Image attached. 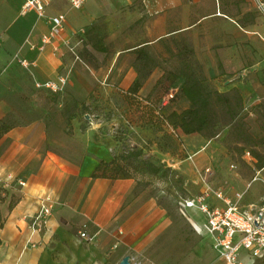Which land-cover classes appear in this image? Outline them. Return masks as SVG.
<instances>
[{
  "label": "crops",
  "instance_id": "0c3cea01",
  "mask_svg": "<svg viewBox=\"0 0 264 264\" xmlns=\"http://www.w3.org/2000/svg\"><path fill=\"white\" fill-rule=\"evenodd\" d=\"M25 1L0 0V67L12 72L15 63H29L28 67L22 64L29 70L18 67L15 75L9 73L14 78L12 85L0 82V118L15 113L27 121L0 140V177L5 182L0 196V264H109L113 256L164 234L173 211L170 204L176 200L174 193L163 188L167 182L164 177L149 173L94 177L101 161L115 158L113 148L97 136L102 117L94 127L69 134L62 117L57 120L39 111L33 75L37 79L55 69L58 61L50 52L69 45L77 29L105 17L114 31L111 40H115L123 17H134L142 18L145 41L139 47L182 37L208 77H227V89L238 87L255 102L264 98V15L260 2L88 0L75 9L68 0H51L46 16L39 18L35 11L22 13ZM64 2L72 10L66 11ZM135 4L141 9L138 6L131 11ZM60 13L66 15L65 31L54 44H44L43 37L50 32L48 18ZM61 75L46 81H56ZM178 166L192 196L201 187V192L205 189L206 180L198 174L197 163ZM20 180L26 185L21 186ZM44 193H51L58 205L41 245L29 248L28 218L38 210ZM225 195L236 200V194ZM210 204L226 206L215 196ZM84 225L94 236L91 241L80 236Z\"/></svg>",
  "mask_w": 264,
  "mask_h": 264
},
{
  "label": "rangeland",
  "instance_id": "374dc122",
  "mask_svg": "<svg viewBox=\"0 0 264 264\" xmlns=\"http://www.w3.org/2000/svg\"><path fill=\"white\" fill-rule=\"evenodd\" d=\"M259 2L264 15V0ZM139 4L133 5L131 11ZM70 7L63 3L66 11L72 10ZM123 19L115 31L117 37L113 36L115 40H111L114 31L110 21L104 17L77 29L69 45L58 46L50 52L58 63L54 70H47L40 78L35 79L33 75L35 87L38 82L59 74H64L67 82L59 92L37 88L39 111L57 120L62 117L69 134L75 129L94 127L102 117L97 136L124 161L120 163L123 165L121 176L147 173L157 166L161 173L156 177L164 176L167 180L163 185L166 191L172 192L177 185L185 196H192L178 165L197 163L198 174L214 191L222 189L229 196L244 193L242 208L259 211L264 207V98L251 102L242 89H227V77H208L193 56L189 42L182 37L139 47L145 41L141 34L142 18ZM0 57L2 64L1 52ZM187 63L203 71L208 83L225 93L223 99H230L232 106L230 113L226 112L225 105L218 103L207 113L208 126L191 135H185L180 129L166 128L149 108L159 104L161 97L171 90L176 96L165 112L194 108L181 93L185 78L174 79L171 74L181 71ZM20 65L15 63L12 72L0 67V82L6 80L12 85L14 78L9 73L15 75L18 67L29 70ZM137 78L141 87L134 93ZM78 118L79 121H74ZM4 119L12 128L27 122L15 113ZM165 133L172 136L176 146L169 145ZM246 152H250V156ZM209 168L213 174L206 172ZM170 209L173 211L164 234L113 256L109 264H121L126 256H130L132 264H224L213 249L212 240L203 233L206 217L197 210L182 209L175 199ZM255 264H264V257Z\"/></svg>",
  "mask_w": 264,
  "mask_h": 264
},
{
  "label": "built area",
  "instance_id": "2783aa9c",
  "mask_svg": "<svg viewBox=\"0 0 264 264\" xmlns=\"http://www.w3.org/2000/svg\"><path fill=\"white\" fill-rule=\"evenodd\" d=\"M51 0H26L22 7V13L35 11L39 18L46 16V7ZM88 0H68L69 4L80 9ZM49 34L44 35L43 43L47 44L62 35L65 31L66 15L63 13L50 16ZM22 64L26 67L29 63L25 60ZM67 82V77L61 75L56 81H46L37 83L38 88H45L52 92L63 90ZM175 91L171 90L162 99V105L166 106L174 97ZM250 156V152H246ZM212 174L211 169H206ZM5 183L0 177V187ZM21 186L26 182L19 181ZM179 205L182 209H195L206 217L203 225V233L212 237V247L218 256L224 260L225 264H255L264 257V207L259 211L253 209L246 211L241 206L244 193H236V200L228 199L223 190L214 191L209 183L205 184V189L194 196H183L178 191ZM215 196L223 201L225 207H214L210 204V199ZM58 205L57 199L51 193H44L39 199L38 210L28 218L29 236L27 247L38 248L42 243V238L48 230L50 219ZM80 236L91 241L94 236L87 232L86 225L80 231ZM39 238V239H38ZM120 243L115 245V248ZM131 261V260H130ZM132 264V262H131Z\"/></svg>",
  "mask_w": 264,
  "mask_h": 264
},
{
  "label": "trees",
  "instance_id": "16d2710c",
  "mask_svg": "<svg viewBox=\"0 0 264 264\" xmlns=\"http://www.w3.org/2000/svg\"><path fill=\"white\" fill-rule=\"evenodd\" d=\"M137 60H141V54L138 56ZM184 68V69H183ZM201 68V66H200ZM174 74V79L178 77H184L185 82L181 87V93L188 98L194 108L186 109L182 112L171 111L165 112V109L172 103L176 96V92L174 97L171 99L170 103L166 106L162 105V99L167 94H164L160 103L155 106L149 107L150 111H152V115L161 120V123L165 125L166 128H171V130L180 129L185 135H191L194 133H200L203 131L209 124V115L207 114L213 107H215L218 103H222L226 106V112H232L230 109L232 108L230 99H223L225 93H221L215 89L208 83L207 78L205 77L203 71L197 70L196 67H193L190 63H187L186 66L182 67V70ZM134 93L138 92L141 84L139 79H135L134 81ZM170 92V91H169ZM148 104H151L148 102ZM236 116V115H235ZM12 126L4 119L0 118V140L4 134H6ZM169 145L174 147L176 144L174 143V139L169 133H165ZM141 154V153H140ZM124 161L120 160L117 156H115L114 160L111 162L101 161L95 172L93 173L94 177H129L132 175H120V171ZM160 168L157 166H153L150 169V172H147L151 175L160 174ZM160 172V173H159ZM144 173V172H143ZM136 175V174H134ZM164 177V176H160ZM177 186V185H175ZM175 187L172 188V192L179 204V196L175 193ZM3 187H0V196ZM185 196L183 192L176 188V191Z\"/></svg>",
  "mask_w": 264,
  "mask_h": 264
},
{
  "label": "water",
  "instance_id": "95a60500",
  "mask_svg": "<svg viewBox=\"0 0 264 264\" xmlns=\"http://www.w3.org/2000/svg\"><path fill=\"white\" fill-rule=\"evenodd\" d=\"M121 264H131L130 257L129 256L124 257Z\"/></svg>",
  "mask_w": 264,
  "mask_h": 264
}]
</instances>
